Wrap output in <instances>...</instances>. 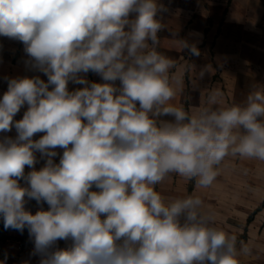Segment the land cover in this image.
<instances>
[{"label": "clouds", "instance_id": "1", "mask_svg": "<svg viewBox=\"0 0 264 264\" xmlns=\"http://www.w3.org/2000/svg\"><path fill=\"white\" fill-rule=\"evenodd\" d=\"M161 10L157 0H0V36L21 41L48 77L10 79L0 100V132L18 133L0 140V214L6 230L28 228L40 264H239L251 253L200 197L166 203L155 186L176 173L206 188L226 157L264 161V89L243 104L214 107L216 89L195 112L174 106L175 63L157 50ZM89 71L104 83L89 85L79 75ZM69 81L85 87L69 92ZM36 152L46 164L25 176ZM25 197L49 210L31 214Z\"/></svg>", "mask_w": 264, "mask_h": 264}, {"label": "crops", "instance_id": "2", "mask_svg": "<svg viewBox=\"0 0 264 264\" xmlns=\"http://www.w3.org/2000/svg\"><path fill=\"white\" fill-rule=\"evenodd\" d=\"M157 4L162 10L156 18L163 25L158 32L157 50L175 63L170 69L176 87L171 101L174 106L195 112L207 106L209 93L216 89L222 96L214 107L243 104L250 91L264 89V0H157ZM134 18L132 14L130 19ZM177 40L194 45L199 55H193L188 48L181 50ZM32 64L21 41L0 36V100L10 79L39 77L47 83V75ZM79 75L89 85L104 83L92 71ZM115 84L120 86L119 81ZM67 87L74 92L85 85L69 81ZM27 109L28 105H23L14 121L21 120ZM17 135L13 126L11 131L0 132V140L15 139ZM43 135L34 134L32 139L39 140ZM55 151L57 155L52 159L58 164L64 149ZM34 155L37 163L34 169L25 166V176L46 164V157L39 152ZM19 184L29 186L24 179ZM155 190L166 203L187 196L200 197L201 210L211 216L216 227L237 238V249L241 242L251 249L248 255L240 253L239 264H264V161L229 156L219 165V175L209 187H197L195 180L172 173ZM42 202L33 207L34 214L49 210V205ZM64 241H56L51 251L67 249ZM31 243L32 250H21L15 240L0 244V264H40L42 257L34 253V238Z\"/></svg>", "mask_w": 264, "mask_h": 264}, {"label": "trees", "instance_id": "3", "mask_svg": "<svg viewBox=\"0 0 264 264\" xmlns=\"http://www.w3.org/2000/svg\"><path fill=\"white\" fill-rule=\"evenodd\" d=\"M90 191H99V189H97L93 185V187L90 189ZM25 201H26L25 202V210L30 212L33 215H35L33 213V207L35 205L43 203L42 201L38 203L35 199H28V200H25ZM33 238L34 237H31L29 235V231H28L27 227H25L23 232H20V231L11 229V228L6 230L4 228L3 215L0 214V244H2L3 242H5L7 240H15V241H18L19 243L23 244L24 246H26V245H28V244H30L32 242ZM71 244H72V241L70 239L69 240H65L63 242V246L65 248H69L71 246Z\"/></svg>", "mask_w": 264, "mask_h": 264}, {"label": "built area", "instance_id": "4", "mask_svg": "<svg viewBox=\"0 0 264 264\" xmlns=\"http://www.w3.org/2000/svg\"><path fill=\"white\" fill-rule=\"evenodd\" d=\"M19 248L21 250H32L33 249V245H32V243H30V244L24 246L23 244L19 243Z\"/></svg>", "mask_w": 264, "mask_h": 264}]
</instances>
